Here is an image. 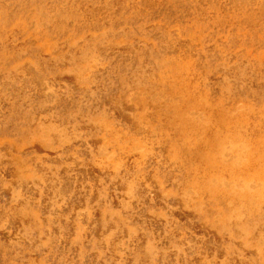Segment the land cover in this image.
<instances>
[{
    "label": "rangeland",
    "instance_id": "374dc122",
    "mask_svg": "<svg viewBox=\"0 0 264 264\" xmlns=\"http://www.w3.org/2000/svg\"><path fill=\"white\" fill-rule=\"evenodd\" d=\"M0 264H264V0H0Z\"/></svg>",
    "mask_w": 264,
    "mask_h": 264
}]
</instances>
